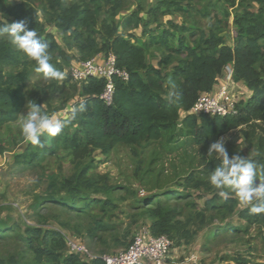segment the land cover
I'll return each instance as SVG.
<instances>
[{"label": "trees", "instance_id": "1", "mask_svg": "<svg viewBox=\"0 0 264 264\" xmlns=\"http://www.w3.org/2000/svg\"><path fill=\"white\" fill-rule=\"evenodd\" d=\"M126 2L45 0L43 19L46 24H52L61 31L63 47L44 30L32 4L2 9L8 23L23 20L29 28L37 31L48 43V51L56 56L57 61L50 62L58 70L63 69L58 60L71 66L72 62L85 61L95 55L112 54L116 67L128 76L126 81L117 77L113 79V102L109 106L99 98L103 79H90L73 85L71 88L77 100L72 103L71 109L86 102L87 111L78 117L75 126L70 125L58 136H42L43 148L27 142L24 149L14 156L12 166L17 171L28 169L58 153L64 154L72 163H80L89 160L96 151L108 155L119 146L150 148L146 160L136 170L139 184L148 192H162L170 186V181L180 178L175 167L170 181L169 176L163 175L162 167L156 172L165 155L183 153L181 161L192 167L194 172L195 156L189 157L188 148L195 146L197 151L207 152L210 143L238 128H244L242 135L245 142L249 145L254 142L257 152L264 158V0H255L256 11L246 9L233 17L237 36L231 45L223 44L209 30L208 37L205 31H199L201 39L188 43L187 37L196 36L198 30L185 27L182 24L184 21L181 24L168 21L167 30L151 28L152 24L158 26L160 17H189L190 3L184 5L180 0H155L145 12L147 19L140 16V7L117 19L119 13L125 10ZM199 13L207 14L204 9ZM136 30L137 35L133 33ZM70 51L74 53L68 58L66 52ZM150 51L161 53L156 66L148 62ZM21 60L19 51L7 39L0 38V130L15 123L26 105L22 85L29 72L13 74L5 71V68L20 66ZM165 66L171 68L161 72V67ZM228 66L232 68L233 82L242 84L248 90L251 94L249 99L237 106L236 114L224 118L189 114L199 95L211 93ZM34 67L35 62L30 75L35 72ZM169 82L178 85V96L171 103L168 100ZM51 87L54 88V85ZM23 141L21 137L20 142ZM202 160H205L204 157ZM202 164L206 166L207 163H200V166ZM88 167L86 165L70 183L96 186L97 190L104 192L108 187L107 178L88 175ZM202 182L201 176L189 174L182 185L186 189H200ZM79 197L80 193L74 187L66 197L59 198V202L74 211L73 208H79L76 202ZM156 203L148 215L151 233L154 236L165 235L172 241L188 239V221L179 220L173 209H164ZM100 205L102 209L112 208L110 203L96 199L83 203V209L77 212L92 213ZM257 216L264 220V214ZM27 232V243L39 264H104L100 256L89 262H83L69 253L64 256L66 242L58 232L40 228H30ZM98 232L106 233L108 229L102 221L95 219L87 235L96 238ZM61 256L63 260H60ZM12 264L19 263L13 261Z\"/></svg>", "mask_w": 264, "mask_h": 264}, {"label": "rangeland", "instance_id": "2", "mask_svg": "<svg viewBox=\"0 0 264 264\" xmlns=\"http://www.w3.org/2000/svg\"><path fill=\"white\" fill-rule=\"evenodd\" d=\"M180 1L184 5L190 3L189 17H160L158 26L152 24L151 28L167 30L168 21L179 24L184 21L182 24L185 27L198 30L196 36H186L188 43L201 39L199 31H205L208 37L209 30L220 38L223 44L231 45L237 36L233 17L246 9L254 12L257 8L255 0ZM44 2L45 0H0V15L3 16V8L8 9L24 3L32 4L44 25V30L52 34L55 41L63 47L64 36L61 31L52 24H46L43 19ZM154 3L155 0L150 3L145 0H127L125 10L119 13L117 19L137 11L139 7L140 16L147 19L145 12ZM203 9L207 14L199 13ZM133 33L137 35L138 31ZM178 37L177 33L176 38ZM14 49L17 50L15 47ZM66 53L68 58H71L74 51ZM49 54L50 61H57L53 53ZM19 55L22 64L15 68H5V71L13 74L29 72L22 85L26 104L29 100L34 101L37 105H42V112L55 114L59 119L66 118L72 103L77 100L71 88L77 84L70 75V65H63L62 61L58 60L63 66L64 79L45 80L36 72L30 75L34 61L21 52ZM160 57V52L150 51L148 62L156 66ZM170 68L161 67V72L165 73ZM262 79L264 80V76ZM51 85H54V88ZM241 86L235 85L232 91V95L239 99L236 110L237 106L244 104L251 95ZM24 114L26 105L20 115ZM242 130L244 128H238L222 136L226 141L225 146L230 157L236 154L247 156L257 165L259 173L264 169V158L257 152L254 142L251 145L245 142ZM21 137L19 118L15 123L0 130V225L3 227L0 229V264H12L13 261L19 264H39L27 243V231L30 228L58 232L64 240L68 237L79 241L86 247L89 256L117 253L128 246L138 228L150 224L148 215L156 202V205L164 209H173L179 220L188 221L190 237L174 241L173 249L178 251L175 260L177 263L264 264V220L249 214V206H242L234 195L227 199L220 197L219 190L209 184V172L220 164L215 155L209 157L207 152L197 151L195 146L188 148L189 157L195 156L194 172L191 171L192 167L181 161L183 153L180 152L177 156L165 155L161 164L157 165L156 172L162 167L163 175L169 176L170 181L175 167L180 178L170 181V186L162 192H148L140 186L136 170L138 165L146 160L150 148L119 146L108 155L96 151L89 160L80 163H72L64 154L58 153L48 157L38 166L17 171L12 166L13 158L27 143L20 142ZM202 157L205 160H202ZM204 162L207 163L206 166H200V163ZM86 165L90 166L87 169L88 175L107 178L108 187L104 192L97 190L96 186L86 187L83 183L75 186L70 183ZM189 174L201 176L203 186L201 184L200 189L184 188L182 183ZM73 186L80 193L76 200L79 208H73L74 211L59 202V198L66 197L74 189ZM96 199L110 203L112 208L102 209L100 205L92 213L77 212L83 209V203ZM144 199L150 200L144 202ZM95 219L102 221L108 232H98L96 238H90L87 230L93 227ZM67 253L66 248L63 255ZM192 254L195 256L193 263L188 260ZM78 259L83 262L90 261L88 256H78ZM60 260H63V256Z\"/></svg>", "mask_w": 264, "mask_h": 264}, {"label": "clouds", "instance_id": "3", "mask_svg": "<svg viewBox=\"0 0 264 264\" xmlns=\"http://www.w3.org/2000/svg\"><path fill=\"white\" fill-rule=\"evenodd\" d=\"M0 38H5L17 51L35 62L34 71L42 74L45 80L60 81L64 73L50 62L49 45L34 28L21 20L8 23L0 15ZM168 100L171 103L178 96V85L169 82ZM42 105L29 100L26 104V114L19 115L20 131L23 140L32 145L44 147L41 137L58 136L65 128L75 126L78 117L87 111L86 102L73 106L64 119L55 114L42 112ZM225 138L210 143L207 156L215 155L220 164L212 169L207 180L211 186L219 190L220 197L227 199L234 195L242 206H249V214H264V169L258 173L257 165L247 156L239 154L230 157L225 146ZM259 177V178H258ZM259 181V183H254Z\"/></svg>", "mask_w": 264, "mask_h": 264}, {"label": "built area", "instance_id": "4", "mask_svg": "<svg viewBox=\"0 0 264 264\" xmlns=\"http://www.w3.org/2000/svg\"><path fill=\"white\" fill-rule=\"evenodd\" d=\"M70 75L77 85L90 79H103L104 85L99 98L107 106L113 102V79L117 77L126 81L128 78L124 71L116 67V59L112 54H99L85 61L74 62L70 66ZM235 85L242 84L234 83L230 74L225 78L221 77L215 90L209 94L199 95L189 114H205L211 118H224L236 114L239 99L232 95ZM65 242L69 254L88 256L90 260L95 258L88 255L86 247L81 242L68 237H65ZM173 246L174 241L170 238L165 235L154 236L149 225H143L136 230L126 248L114 254L100 256V259L104 264H166ZM188 260L195 262V256L190 255Z\"/></svg>", "mask_w": 264, "mask_h": 264}, {"label": "crops", "instance_id": "5", "mask_svg": "<svg viewBox=\"0 0 264 264\" xmlns=\"http://www.w3.org/2000/svg\"><path fill=\"white\" fill-rule=\"evenodd\" d=\"M147 3H150L152 2V0H146ZM150 63V62H149ZM154 65V64H152ZM231 75L232 76V68L230 66H228L226 68V71L222 74V78H225L226 75ZM215 90V89H214ZM177 252L175 249L171 250V252L169 253L168 255V258H167V263L166 264H179L177 263L175 260L177 259Z\"/></svg>", "mask_w": 264, "mask_h": 264}]
</instances>
